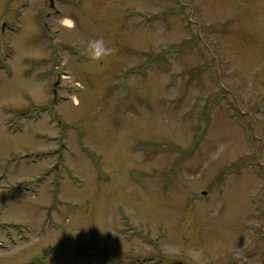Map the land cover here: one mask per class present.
<instances>
[{
  "label": "rangeland",
  "instance_id": "374dc122",
  "mask_svg": "<svg viewBox=\"0 0 264 264\" xmlns=\"http://www.w3.org/2000/svg\"><path fill=\"white\" fill-rule=\"evenodd\" d=\"M56 3L0 0V264H264V0Z\"/></svg>",
  "mask_w": 264,
  "mask_h": 264
},
{
  "label": "clouds",
  "instance_id": "9594fccd",
  "mask_svg": "<svg viewBox=\"0 0 264 264\" xmlns=\"http://www.w3.org/2000/svg\"><path fill=\"white\" fill-rule=\"evenodd\" d=\"M68 26L71 27V22H68ZM89 56L93 59H101L112 51L105 43L103 37H97L89 40L88 42Z\"/></svg>",
  "mask_w": 264,
  "mask_h": 264
},
{
  "label": "bare ground",
  "instance_id": "6f19581e",
  "mask_svg": "<svg viewBox=\"0 0 264 264\" xmlns=\"http://www.w3.org/2000/svg\"><path fill=\"white\" fill-rule=\"evenodd\" d=\"M66 18V20H65V24L66 25H68V22H71V24H72V20L70 19V18H68V17H65ZM76 99V98H75Z\"/></svg>",
  "mask_w": 264,
  "mask_h": 264
}]
</instances>
